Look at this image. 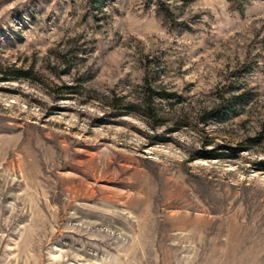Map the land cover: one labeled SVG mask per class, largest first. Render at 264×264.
I'll use <instances>...</instances> for the list:
<instances>
[{"label":"rangeland","instance_id":"374dc122","mask_svg":"<svg viewBox=\"0 0 264 264\" xmlns=\"http://www.w3.org/2000/svg\"><path fill=\"white\" fill-rule=\"evenodd\" d=\"M164 1L0 0V264H264V0Z\"/></svg>","mask_w":264,"mask_h":264},{"label":"trees","instance_id":"16d2710c","mask_svg":"<svg viewBox=\"0 0 264 264\" xmlns=\"http://www.w3.org/2000/svg\"><path fill=\"white\" fill-rule=\"evenodd\" d=\"M229 1H233V0H229ZM156 5H157L158 13H160V15L163 17V19L166 22H169L171 25H174V26L179 25L176 22L175 18L173 17V14L169 11L168 5L164 0H156ZM238 7L239 6H237V9H240ZM25 74H26V72H20V74H18L17 77H23V75H25ZM4 80H10V79L8 77ZM68 88H70V87H68ZM153 97H158L159 99L168 100V99H172L174 97H177V93L176 92H168V91H165L163 89L155 90L154 88L147 86L145 93H144V96L142 97L139 105L134 104V103H130V104H128V106L129 107L142 106L143 110L148 115V117H153L155 115V107H154V104L152 101ZM244 97H245V93H239V94H233L229 98H224V94L220 93V94H218V99L220 100V103L217 106L219 108V107H222L223 105H225V103H226L227 109H230L231 107H235L236 105L240 104L243 101ZM217 106H215L211 110L206 111L204 113L203 118H202L203 123H205L207 121L206 118L209 116L210 113L217 111ZM129 110L134 111V108H129ZM130 111L127 113H130ZM248 141L251 143H256L257 139L255 137H249ZM228 149L231 151L230 154H226L229 152L219 153V152H216V150H214V149H209V150H205L204 152H199L197 154L198 155L197 157L205 158V159H220L223 157H232L233 158L237 155V153L239 151L249 149V148L246 146L242 150H240L239 147H236V148L230 147ZM256 165L259 168H261V170H264V162L258 161L256 163Z\"/></svg>","mask_w":264,"mask_h":264}]
</instances>
